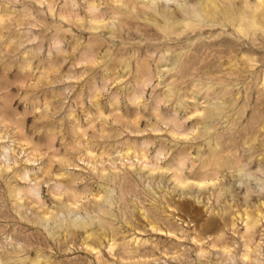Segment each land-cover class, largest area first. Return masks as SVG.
Masks as SVG:
<instances>
[{
    "label": "rangeland",
    "instance_id": "374dc122",
    "mask_svg": "<svg viewBox=\"0 0 264 264\" xmlns=\"http://www.w3.org/2000/svg\"><path fill=\"white\" fill-rule=\"evenodd\" d=\"M0 264H264V0H0Z\"/></svg>",
    "mask_w": 264,
    "mask_h": 264
}]
</instances>
